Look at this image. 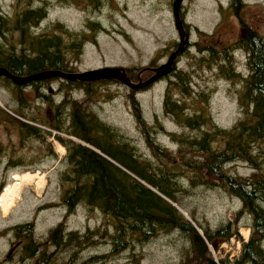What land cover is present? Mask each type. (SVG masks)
<instances>
[{
	"label": "trees",
	"instance_id": "1",
	"mask_svg": "<svg viewBox=\"0 0 264 264\" xmlns=\"http://www.w3.org/2000/svg\"><path fill=\"white\" fill-rule=\"evenodd\" d=\"M54 1L58 5L82 3L99 9L109 0ZM50 5L47 0H28L26 7H17L12 17L3 14L0 8V68L16 77L51 70L75 73L73 65L84 45L94 42L102 28L97 22L88 21L85 30L74 32L61 23H54L48 28L49 33L37 35L34 30L46 19ZM233 50L246 55L248 74L245 77L235 70ZM210 53L209 68L215 65L220 78L241 83L238 95L241 116L232 127L224 129L214 124L205 109L188 113L182 99L192 95V78L174 69L170 74L173 80L169 81L164 95L163 112L185 133H167L178 146L174 153L146 134L145 141L155 164L141 157L136 146L99 120L91 109V103L99 95L98 86L117 82L64 80L59 90L63 97L55 102L54 97L42 93L38 85H48L58 78L16 86L11 80L0 77V86L14 91L19 105L14 115L24 122L8 114H4V121L17 124L21 143L30 138L45 143L47 137H53L65 150L60 161L64 166L59 177L60 201L43 206V209L63 207L65 213L61 222L48 231L43 241L35 239L34 226L30 222L7 230L16 240L26 243L21 264H28L26 260L33 257H37L33 264H54L58 253L76 258L101 243L110 244V257L128 250L136 255L137 246H143L158 235L174 232L187 243L182 248L179 264H264V34L244 28L242 36L229 48L210 50ZM151 67L154 66L151 64ZM135 70L125 69L133 82L138 81V76L152 75L146 70ZM29 85L37 99L48 101L54 109L53 123L45 126L50 132L29 124H37V121L31 117L30 120L24 113L29 103L22 90ZM73 93H82L83 98H72ZM199 99L207 102L204 94H199ZM132 108L138 122L142 123L138 105L133 100ZM159 128L164 131L161 126ZM61 133L67 139L62 138ZM48 151L56 159L50 146ZM235 162L247 164L253 172L247 177L230 174L226 166ZM181 175L186 177L187 188L180 182ZM3 187L0 184V193ZM198 187L224 191L239 201L240 210L231 221L217 227L202 224L193 212L185 213L182 203L189 191ZM80 205L89 211H100L110 220L106 223L108 226L87 229L85 233L67 232L64 221ZM244 216L250 221L247 226L241 225ZM240 228L249 230L247 241L241 238ZM232 238L240 243L238 256L216 260L211 250L217 251ZM48 246L55 251L49 252ZM101 259L107 257L95 256L90 261L97 263Z\"/></svg>",
	"mask_w": 264,
	"mask_h": 264
},
{
	"label": "rangeland",
	"instance_id": "2",
	"mask_svg": "<svg viewBox=\"0 0 264 264\" xmlns=\"http://www.w3.org/2000/svg\"><path fill=\"white\" fill-rule=\"evenodd\" d=\"M47 1L51 5L46 19L34 30L37 35L42 32L49 33L48 28L54 23H61L74 32L85 30L88 21L97 22L102 28L95 35L94 42L89 41L84 45L73 65L75 73L103 68L149 71L165 64L174 50V45L179 43L172 14L174 0H109L99 9L82 3L64 6L56 4L54 0ZM27 2L28 0H0V8L3 14L12 17L15 9H24ZM243 2L240 15L242 22L262 33L264 0ZM229 4L230 0H183L180 9L192 30L185 52L175 62L176 71H182L192 78V95L182 99L188 108L187 112L192 114L205 109L214 124L224 129L232 127L241 116L238 102L241 83L220 78L216 66L209 68L207 60L210 59V50L221 51L229 48L241 34V26ZM231 54L236 72L245 77L248 74L245 53L233 50ZM151 64L154 67H151ZM143 77L138 76L137 80L142 82L148 78ZM171 80V76L160 79L134 94L118 82L101 84L97 88V99L91 103V109L99 120L121 133L128 142L137 147L141 157L151 160L153 164L156 160L146 144V134L153 136L159 145L174 153L178 146L171 141L167 133H185L163 112L164 95ZM62 82L64 80L55 79L42 86L40 91L59 102L63 97L62 92H59ZM23 91L29 103V108L24 113L29 119L31 117L37 121V124H31L41 126L43 115L48 117L49 124H52L54 109L50 107L52 114L47 115V106L33 95V90L24 88ZM199 94L207 96V102L200 100ZM71 97L80 100L83 94L73 93ZM132 100L138 105L142 123H139L134 115ZM18 108L14 91L0 86V184L4 185L1 193L7 185L13 183L16 175L22 176L25 173L44 175L45 186L41 191L37 190L35 184L24 187L15 200L6 198L5 190L0 193V264H21L24 259L22 250L26 243L23 240L19 242L7 232L10 227L33 223L35 239L43 241L48 231L61 222L65 213L63 207L43 209L47 204H58L60 201L62 189L59 177L64 170L60 161L65 155V150L63 153L64 148L62 149L53 137H47L45 143L32 138L21 143L17 124L4 121V114L19 120L14 115ZM61 135L65 138L64 134ZM56 144L60 146L62 153ZM49 146L56 159L50 155ZM226 167L232 175L247 177L253 172L247 164L241 162ZM32 171L34 172L31 173ZM180 178L182 185L187 188L185 175ZM189 192L182 201L185 213L193 212L199 222L212 228L231 221L233 215L241 208L238 200L220 189L198 187ZM109 221L100 211H89L80 205L75 213L64 221V227L67 232L85 233L87 229L108 226L106 223H110ZM249 223L248 216H244L241 225L247 226ZM108 230L110 231V227ZM239 234L243 240H247L249 230L240 228ZM16 244L18 247L13 249ZM184 246H187L186 241L174 232L158 235L143 246H137L136 255H131L128 250L116 257H110V244L101 243L98 247L83 251L76 258H71L68 253L61 256L58 253L53 261L54 264H179ZM48 250L55 251L49 246ZM239 251L240 243L236 238L221 244L217 251L211 250L216 260L225 256L235 259ZM7 255L10 256L6 258ZM103 255L107 259H101L97 263L90 261L95 256ZM35 258L26 262L33 264Z\"/></svg>",
	"mask_w": 264,
	"mask_h": 264
},
{
	"label": "water",
	"instance_id": "3",
	"mask_svg": "<svg viewBox=\"0 0 264 264\" xmlns=\"http://www.w3.org/2000/svg\"><path fill=\"white\" fill-rule=\"evenodd\" d=\"M182 2L183 0H174L172 4V14H173V19H174V26L178 33V37H179L178 47L176 48L174 52L170 54L165 64H162L152 70L153 76L150 77L145 82L139 81L136 84L132 83L126 76L125 72L119 68H103V69L86 71L83 73H63L60 71L51 70V71L40 72V73L30 75L27 77H16V76L11 75L5 69L0 68V77H5L11 80V82L16 86H23L30 82L44 81V80H49L53 78L62 79L68 82L78 81L82 83H95L99 81H116L119 84L124 85L125 87H127L128 89L132 91H140L152 85L156 81L169 76L173 72V68H174L177 57L180 56L185 50V47L188 43V39L186 38V34L182 27V21L179 16L180 7H181ZM69 139L76 143H81L77 141L76 139H72V138H69ZM181 213L182 215H184L186 219H188L186 214H184L183 212ZM9 256L10 255H7L6 258H8Z\"/></svg>",
	"mask_w": 264,
	"mask_h": 264
},
{
	"label": "flooded vegetation",
	"instance_id": "4",
	"mask_svg": "<svg viewBox=\"0 0 264 264\" xmlns=\"http://www.w3.org/2000/svg\"><path fill=\"white\" fill-rule=\"evenodd\" d=\"M237 2V4H236V6H234V0H230V6H229V8H231V9H233L234 10V13H235V18L236 19H238V22H239V24H240V26H241V34H240V36H242V34H243V31H244V28L246 29V28H249V29H251V30H253L254 32H256V33H258L259 35H263L264 34V31L262 32V33H259V32H257L255 29H253L252 27H250V26H248L247 24H245V23H243L242 22V20H241V17H240V15H241V13H242V11H243V6H244V2H243V0H237L236 1ZM179 16H180V19H181V21H182V27H183V30H184V32H185V34H186V38L189 40V38H190V35H191V27L190 26H188V24L186 23V21L184 20V18H183V14H182V9H180V12H179ZM240 18V19H239ZM239 36V37H240ZM238 40V39H237ZM178 47V43H176L175 45H174V50L176 49ZM173 50V51H174ZM172 51V52H173ZM171 52V53H172ZM170 53V54H171ZM169 54V55H170ZM154 68H151L150 70H149V72H151V76H153V72H152V70H153ZM126 74V76L128 77V79H131L130 78V76L127 74V73H125ZM150 76V77H151ZM150 77H148L147 79H149ZM146 79V80H147ZM145 80V81H146ZM138 81H140V80H138ZM42 86H44L43 84H39L38 85V88H41ZM25 88H28V89H30V90H33V89H31L32 88V86H27V87H25ZM48 88V91H49V87H47ZM23 91V90H22ZM42 92H44V91H42ZM45 94V93H44ZM43 101V100H42ZM43 103H45V105L47 106V108H48V110H47V115H50L51 114V106L49 105V102L48 101H43ZM43 120H42V124H41V128L42 129H40V130H43V131H45V129H46V127L45 126H47V125H49V119H48V117H45V115H43ZM16 247H18V244H16L14 247H13V249H15Z\"/></svg>",
	"mask_w": 264,
	"mask_h": 264
},
{
	"label": "bare ground",
	"instance_id": "5",
	"mask_svg": "<svg viewBox=\"0 0 264 264\" xmlns=\"http://www.w3.org/2000/svg\"><path fill=\"white\" fill-rule=\"evenodd\" d=\"M57 145L58 144H56L55 146ZM61 148L59 146L58 150L62 153ZM63 153H64V149H63ZM32 184H35V186L37 187V190L41 191L45 186L44 175H40L39 173H36V175L26 174V173L24 175L22 174V176L16 175L13 179V183L10 185H7L6 188L4 189L5 190L4 195L8 199L15 200L19 197L20 192H22V189L24 187L30 186Z\"/></svg>",
	"mask_w": 264,
	"mask_h": 264
}]
</instances>
